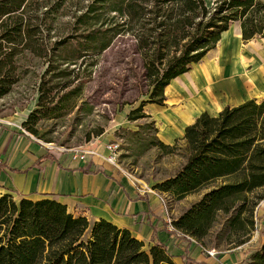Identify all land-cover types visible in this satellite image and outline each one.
Segmentation results:
<instances>
[{
    "label": "trees",
    "instance_id": "1",
    "mask_svg": "<svg viewBox=\"0 0 264 264\" xmlns=\"http://www.w3.org/2000/svg\"><path fill=\"white\" fill-rule=\"evenodd\" d=\"M68 4L0 0V98L30 74L32 59L42 66L34 75L36 107L21 128L52 142L49 135L71 114V125L82 126L94 112L83 91L96 59L115 37L130 34L149 90L127 114L129 121H146L136 130L114 132L123 139L120 159L130 158L133 166L153 147L159 157L180 156V166L155 179L152 188L175 199L200 196L171 218V226L189 243L204 247L246 244L257 229L255 211L264 199V100L227 105L215 115L204 111L172 144L158 138L155 120L143 107L164 105L165 86L213 48L231 23L239 22L243 41L264 37V0L210 5L204 0H87L72 14L70 33L51 40L53 24L67 15ZM67 49L70 55L61 54ZM103 132L104 125L96 123L83 129V139ZM61 152L46 149L38 160H57ZM172 257L161 243L146 247L129 229L74 215L55 199L0 194V264H175ZM181 257L184 264L194 262L187 248ZM242 264H264V239Z\"/></svg>",
    "mask_w": 264,
    "mask_h": 264
},
{
    "label": "crops",
    "instance_id": "2",
    "mask_svg": "<svg viewBox=\"0 0 264 264\" xmlns=\"http://www.w3.org/2000/svg\"><path fill=\"white\" fill-rule=\"evenodd\" d=\"M185 76L194 84L185 82L190 96H194L188 100L183 98L187 91L177 86L180 80L187 81ZM175 80L176 87L172 90L169 86ZM175 91L182 93L178 101ZM164 96V105L149 103L146 113L155 124H162L156 126L157 136L166 144L181 137L184 127L204 111L215 115L227 105L234 106L252 98L264 100V37L243 41L239 22L231 23L221 32L213 48L165 86ZM29 111L0 118V194L10 193L15 200L20 197L55 199L74 215H84L90 220L104 218L129 229L145 244H163L173 255L175 264H184L181 254L186 248L193 264H212L210 258L201 254L205 248L195 241L189 243L170 225L159 200L160 193H164L145 188L144 181L145 185L136 184L122 167L116 168L100 156L108 153L105 143L115 140L113 134L118 126L90 141L87 147L96 154L86 156L85 160L72 159L66 152H61L57 160H38L46 149L58 148L47 146L38 138L30 140L22 136L17 141L12 135L10 124L22 123ZM227 252V258H233L234 250Z\"/></svg>",
    "mask_w": 264,
    "mask_h": 264
},
{
    "label": "rangeland",
    "instance_id": "3",
    "mask_svg": "<svg viewBox=\"0 0 264 264\" xmlns=\"http://www.w3.org/2000/svg\"><path fill=\"white\" fill-rule=\"evenodd\" d=\"M87 0H69V4L65 9L67 15L61 17L53 24V31L51 32V40H55L61 36H67L71 28L72 14L77 12V8L82 6ZM207 5H210L214 0H204ZM61 54H71L69 49L61 51ZM30 74L17 84L13 91L4 97L0 98V118L13 115L15 112H23L24 110L36 107L38 93L35 89L36 83L34 79L35 74L42 71V66L38 60L32 59L28 65ZM35 72V73H34ZM88 72V70H86ZM33 73V74H32ZM144 69L142 67V60L139 53L134 49V40L130 34H123L117 36L112 41L111 45L104 50L96 59V65L92 67L91 76L86 82L83 94L85 98L94 105V112L88 116L81 125H71L72 114L61 120L54 131L49 135L53 140V146L62 147L68 157L72 158L73 153L78 149L85 148L90 141L97 136H92L89 141L83 139V129L89 130L96 123L104 125V132L118 126L126 129L136 130L139 123L145 122V118H140L136 121H129L127 119L128 112L135 108L142 99L147 98L149 86L143 77ZM188 78V79H187ZM186 82L192 83V80L185 76ZM177 80L173 82L175 85ZM185 81H179L177 86L183 88ZM192 86H194L192 84ZM171 89V88H170ZM184 93L185 99H192L188 88ZM189 95V96H188ZM152 106L153 104L150 105ZM185 107L187 105L185 104ZM150 108V109H151ZM143 110L149 112V103H147ZM182 112H180V115ZM183 117V115H182ZM185 118V116L183 117ZM129 121V123H127ZM10 124L12 127V135L17 141L26 136L28 139H37L38 137L30 134L28 131L21 128V123L14 122ZM51 123H47L39 129V132L45 130ZM160 122L156 126L160 127ZM117 128V129H118ZM103 132V133H104ZM115 132V131H114ZM114 135V134H113ZM100 136V135H99ZM39 139V138H38ZM114 139L120 143V154L125 152L122 147L123 139ZM45 142L43 139H40ZM18 143V142H17ZM39 143V142H38ZM46 143V142H45ZM49 143V142H47ZM122 143V145H121ZM173 142H171L172 144ZM74 148V151L71 150ZM76 150V151H75ZM158 150L156 147L150 149L143 157L139 158L137 163L130 166V158L120 159L121 167L129 174V179L136 184L140 182L145 185L147 189L152 188L155 179L162 178L165 175L173 173L181 164L182 159L178 155L157 156ZM145 183H144V182ZM152 190L159 192L156 189ZM164 202V209L168 219L176 217L184 208L195 201L200 192L191 193L181 199H175L168 194H161ZM161 198H159L160 200ZM257 229L253 232L250 240L243 246L233 248V258L228 259L225 254H228L229 249L219 247L213 256H206L205 249H214L210 246L199 245L202 249L201 254L205 258H210L212 264H242L249 253H251L264 239V199H262L256 207ZM145 244V243H144ZM149 246V244H145Z\"/></svg>",
    "mask_w": 264,
    "mask_h": 264
},
{
    "label": "built area",
    "instance_id": "4",
    "mask_svg": "<svg viewBox=\"0 0 264 264\" xmlns=\"http://www.w3.org/2000/svg\"><path fill=\"white\" fill-rule=\"evenodd\" d=\"M23 129V128H22ZM47 146L50 147H56L58 150L64 151L66 149H63L62 147L53 146L51 142L44 143ZM105 149L108 151L106 155H100L105 161L112 164L116 168L121 169L120 161H119V155H120V143L117 140H111L105 143ZM71 150L74 151V148H71ZM76 151V150H75ZM96 154L95 151H93L91 148L85 147L78 149L77 152L73 153L72 159H81L85 160L86 156ZM161 203L164 205L163 199L161 198ZM170 225H171V219H168ZM180 233V232H179ZM181 234V233H180ZM206 253L208 256H213L216 253L215 249H206Z\"/></svg>",
    "mask_w": 264,
    "mask_h": 264
},
{
    "label": "bare ground",
    "instance_id": "5",
    "mask_svg": "<svg viewBox=\"0 0 264 264\" xmlns=\"http://www.w3.org/2000/svg\"><path fill=\"white\" fill-rule=\"evenodd\" d=\"M188 79V78H187ZM186 82V81H185ZM193 84V83H192ZM183 85V84H182ZM194 85V84H193ZM173 87H174V90H175V87H176V85H172L171 84V86H169V88H172V90H173ZM187 88V85H186V83L183 85V90H187L186 89ZM184 93V92H183ZM175 94H176V96H175V99L177 100L178 98H180V95H182V93L179 95V94H177L176 93V91H175ZM174 94V95H175ZM189 96V95H188ZM184 98V97H183ZM188 100V99H187ZM178 101V100H177ZM184 113H182L181 115H183ZM183 117H184V115H183Z\"/></svg>",
    "mask_w": 264,
    "mask_h": 264
}]
</instances>
